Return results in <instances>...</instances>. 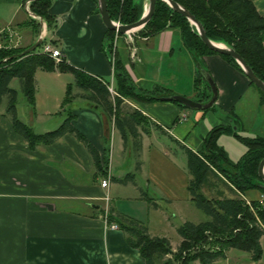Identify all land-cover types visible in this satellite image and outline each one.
Segmentation results:
<instances>
[{"label": "crops", "instance_id": "crops-1", "mask_svg": "<svg viewBox=\"0 0 264 264\" xmlns=\"http://www.w3.org/2000/svg\"><path fill=\"white\" fill-rule=\"evenodd\" d=\"M27 1L13 4L9 22L4 24L9 25L0 28L4 34L0 44L17 41L16 47L27 46L40 31L42 37L48 33L45 22L43 28L40 25V30L34 31L37 22L25 7ZM252 2L264 14V0ZM97 7L94 0H52L49 12L55 17V26L49 35L67 64L108 78L113 84V67L103 50L107 28ZM20 25L27 27L25 33ZM11 30L18 39L8 35ZM137 47L139 62L130 65L124 61L137 88L160 86L168 90L162 96L177 94L204 102L199 99L203 95L195 90V78L201 77L202 90L206 81L200 70H205L217 89L213 107L203 110L169 100L124 99L122 107L127 112L138 111L140 124L135 136L128 133L123 138L99 107L79 97L62 103L67 84L73 82L71 72L37 68L34 109L24 96V122L42 133L56 128L70 114L71 124L97 150L101 166L110 168V180L106 187L101 186L105 170L98 169L86 145L73 133L31 148L14 130L5 107H0V264H145L139 250L126 242L123 230L105 222L103 196L108 194V206L114 212L143 223L152 208L158 212L160 199L178 208L193 203L184 168L172 165L164 138L157 133L195 151L203 148V138L212 127L227 120L242 136L264 137L262 93L223 57L196 56L175 29L141 38ZM72 92L81 90L73 86ZM217 144L232 162L246 151V146L228 133H221ZM133 157L138 162L135 176L130 171ZM126 174L130 178L123 181ZM178 174L183 179L179 196L173 186V177ZM261 195L259 190L250 189L244 198L260 200ZM180 240H175L177 245ZM259 242V259L251 258L247 251L229 248L212 264H264V235Z\"/></svg>", "mask_w": 264, "mask_h": 264}, {"label": "trees", "instance_id": "trees-1", "mask_svg": "<svg viewBox=\"0 0 264 264\" xmlns=\"http://www.w3.org/2000/svg\"><path fill=\"white\" fill-rule=\"evenodd\" d=\"M174 1L199 21L209 39L232 47L254 74L264 81V14L257 11L252 0ZM51 2L52 0H31L29 3V10L41 17L49 28L55 26V17L49 12ZM106 4L110 18L119 20L123 24L138 20L143 11V0H106ZM164 29L179 31L184 46L193 50L196 56L218 54L242 71L232 57L209 48L184 15L173 10L165 1L156 0L150 19L138 30V33L145 38L153 37ZM113 34L114 31L106 30L105 38L108 42L106 46L112 45ZM54 43L56 42L53 41L52 44ZM42 44L43 40L35 50L20 57L11 56L20 53L29 45L0 47V105L3 97L6 96L5 113L9 115L14 130L27 139L31 148L37 144H50L59 136L70 132L86 145L95 165L100 171H104L97 150L71 124L70 114L56 128L42 133L34 132L30 125L22 122L17 116L18 90L10 86L12 79L18 80L27 104L34 109L36 69L52 71L57 68L61 72H71L73 82L67 84L62 103L79 97L99 107L123 138H126L128 133L135 136L136 125L140 124L137 118L138 111L134 109L127 112L122 107L124 99L156 101L168 90L160 86H155L151 90L137 88L119 52L115 51L114 61L109 59L110 56L104 48L105 42L103 50L113 67V93L108 89L109 81L104 78L71 66L64 59L55 63L51 57L40 52ZM200 81V76L195 78L197 94L200 93ZM250 83L264 97V92L253 82ZM73 86L79 88L81 92L74 94ZM201 94L203 96L199 98L200 100H207L211 96L207 83ZM228 121L208 131L203 138L202 149L195 151L183 146L189 199L208 219L197 223L183 222L177 228L181 240L175 250L166 237L149 235L145 223L114 212L112 207H109L107 222L117 223L125 233L126 242L139 250L145 259V264H191L195 260H199L202 264H212L229 248L247 251L253 259L261 257L259 239L264 235V230L257 219L264 221V203L250 200L248 205L244 196L250 189H257L264 194V181L258 175V166L264 157V137L242 136ZM221 133L231 134L246 146L245 153L238 161L229 160L224 149L217 144V138ZM129 178L130 174H126L123 181Z\"/></svg>", "mask_w": 264, "mask_h": 264}, {"label": "rangeland", "instance_id": "rangeland-1", "mask_svg": "<svg viewBox=\"0 0 264 264\" xmlns=\"http://www.w3.org/2000/svg\"><path fill=\"white\" fill-rule=\"evenodd\" d=\"M16 1L22 2L23 0H0V28L1 26H5V23L9 22V17L11 15V10L13 8V4L16 3ZM20 13L22 15H24V11L23 8L20 9ZM33 16V15H32ZM34 18V22H37V25L34 26V31L40 30V25L42 26V28L44 27V20L40 19L39 17H35ZM15 22V21H14ZM46 23V22H45ZM9 24H7L6 26H8ZM5 26V27H6ZM21 27V31L23 33H25V31L27 30V27H25L24 25H20ZM48 29V33L45 34L43 33V43H50L52 44L53 39L50 38L49 33L51 32V30L53 29V27ZM139 30V29H138ZM138 30L135 31L134 33H132V39H133V44L135 45V48L137 50V40L144 38L142 36L139 35ZM3 32H0V38L2 37ZM116 42L114 48L113 45L111 46H106L107 39L105 38L104 42H105V51H107L109 56H113L115 59V51L119 52L120 57L122 58L123 61H127L130 65L133 64L134 62H139V60L136 57V61L135 58L130 56L131 53V49H130V41H128V36L127 35H117L114 33L113 34V38H112V43ZM10 43H8L9 45ZM12 44V43H11ZM2 45V44H0ZM19 47V46H18ZM9 48V47H8ZM138 54V52H137ZM138 58L139 55H137ZM125 63V62H124ZM107 80L109 81V79L107 78ZM11 87H14L18 90V94H17V110H18V118L24 122V116H25V108H24V95L23 92L20 90L19 88V83L18 80L16 78L13 79V81H11L10 83ZM154 88V87H153ZM203 91L200 90L201 94ZM163 95V94H161ZM7 103V97H3L2 102L0 107H5ZM52 120V119H51ZM26 123V122H24ZM160 137L164 138V143L166 145V148L168 150V155L169 157L174 161L173 162V166H175L176 168L185 171L186 175L188 176L187 173V169H186V157H185V152L183 150V146L172 141L167 135L165 134H161V133H157ZM113 137V136H112ZM132 164H131V174L133 176L136 175V165L138 164V162L136 163L135 158L133 157L132 159ZM167 169L169 167H166ZM137 179L139 180L140 178L138 177V172H137ZM173 180L175 181V183H173L174 186V190H175V186L177 187L176 189V194L177 196H179V194L181 193V191L179 190L182 176L181 175H177L173 177ZM172 180V182H173ZM175 184V185H174ZM153 195V194H152ZM250 196V193L248 194ZM155 200V199H154ZM153 200V201H154ZM155 202V201H154ZM154 202L152 204H154ZM154 208H152V210L150 211L148 217L146 218V220H144L145 225L147 226V231L149 233V235L151 236H159V237H166L171 244L172 249L176 248L177 246V242L175 240H178V238H180L178 232H177V228L185 221H191L194 223L200 222V221H204L206 219H208V217L202 212L200 211L197 207H195V205L193 203H190L189 207L186 205H180L179 208L176 207V204L173 205V203H169L166 200H161L160 199V203H159V208H158V212L155 213L153 211ZM162 213V216L165 217H161L160 214ZM147 221V222H146ZM191 264H198V261L196 260V262H192Z\"/></svg>", "mask_w": 264, "mask_h": 264}, {"label": "water", "instance_id": "water-1", "mask_svg": "<svg viewBox=\"0 0 264 264\" xmlns=\"http://www.w3.org/2000/svg\"><path fill=\"white\" fill-rule=\"evenodd\" d=\"M30 1L31 0H28V2H30ZM163 1L168 3L173 8V10L184 15L188 19V21L192 25H194L199 37L209 48H211V49H213L219 53L226 54V55H229L230 57H232L238 63V65L240 66V68H241L242 72L245 74V76L251 82H253V84L256 85L261 91L264 92V81H262L260 78H258L254 74L252 69L245 62V60L232 47L226 45L223 42L213 41V40L209 39L206 36L205 31H204L203 27L201 26V24L199 23V21L188 10H186L185 8L180 6L174 0H163ZM155 2H156V0H146L145 8L143 9L140 18L138 20H136L132 23H128V24L117 23L116 20H113L110 18L108 11H107L106 0H97V6H98L97 8H98V12L100 14V17H101V19H102V21H103V23L107 29H109L111 31H118V33L121 35H127V34L134 33L135 31L142 28L146 24V22L150 19L151 15L154 11ZM28 12H29V14H31L35 17H39V16H36L35 14H33L29 9H28ZM39 18L42 19L41 17H39ZM41 42H42V34L40 31L38 33L36 40L32 44H30L28 47H26L20 53L13 54L11 57H20V56L26 55L29 52L35 50L41 44ZM200 71H201V74H202L204 80L209 85L210 91H211V96L206 101L199 102L197 100H193V99L187 98V97L182 96V95H177V94L159 96L158 99L159 100L176 101V102H178V103H180V104H182L188 108H192V109L197 108V109H203L204 110V109L211 107L217 98V89H216V86H215L212 78L207 73V71H205V70H200ZM258 175L261 178V180L264 181V157L262 158V160L259 163Z\"/></svg>", "mask_w": 264, "mask_h": 264}, {"label": "built area", "instance_id": "built-area-1", "mask_svg": "<svg viewBox=\"0 0 264 264\" xmlns=\"http://www.w3.org/2000/svg\"><path fill=\"white\" fill-rule=\"evenodd\" d=\"M29 3L30 2L27 1L26 2V5H25L27 11L29 9ZM144 8H145V4H144ZM116 21H117V23H120L119 20H116ZM114 33L116 34V36L117 35H121V34L118 33V31H114ZM8 35L11 38H15V39H18V37H19L18 34L16 32H14V31H12V30L9 31V34ZM127 36H128V41H130V43H131L130 44V49L132 51L130 53V56L133 57V58H135V61H136V57H137L138 60H140V58H138V56H137L138 54H137V50L135 48V45L133 44L132 34H127ZM115 44H116V42L114 41L112 43L113 48H114ZM16 45H17V41L15 43H13V44L10 43L9 45H0V47L1 46H5V47H16ZM40 52L42 54H45V55L51 57L55 61V63L61 62L64 59L61 50L59 48H57L56 46H54L53 44H50V43H43L42 46H41V48H40ZM109 59L111 61H114V57L113 56L112 57L110 56ZM107 86H108V89L110 90V92L113 93L114 91H113V84H112V82H110ZM104 170H105L104 177L102 178L101 183H100L102 187H106L108 185V183H109V180H110V168L107 167ZM103 200H104L105 206H106L105 207V210H104V220H105V222H107V216H108V211H109V206H108V204H109V196H108L107 193L104 194ZM249 201L250 200H247L246 199V203L248 205H250V202ZM259 201H261L262 203H264V194L263 193H262L261 199ZM257 220H258V223L260 224L261 228L264 230V221H260L259 219H257ZM108 224H109V226L111 228H117L118 227L117 223H115V222H111V223H108Z\"/></svg>", "mask_w": 264, "mask_h": 264}, {"label": "flooded vegetation", "instance_id": "flooded-vegetation-1", "mask_svg": "<svg viewBox=\"0 0 264 264\" xmlns=\"http://www.w3.org/2000/svg\"><path fill=\"white\" fill-rule=\"evenodd\" d=\"M144 4H145V3L143 2V9H144Z\"/></svg>", "mask_w": 264, "mask_h": 264}]
</instances>
